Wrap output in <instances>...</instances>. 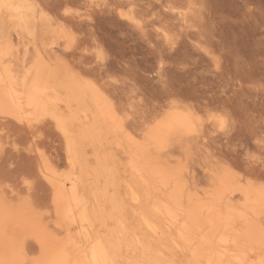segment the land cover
Returning <instances> with one entry per match:
<instances>
[{"label":"bare ground","instance_id":"bare-ground-1","mask_svg":"<svg viewBox=\"0 0 264 264\" xmlns=\"http://www.w3.org/2000/svg\"><path fill=\"white\" fill-rule=\"evenodd\" d=\"M168 2L0 0V264L264 262V181L211 147L225 117L179 99L136 112L113 78L138 60L124 38L159 76L176 57L167 22L189 29L195 9ZM16 157L31 161L17 185Z\"/></svg>","mask_w":264,"mask_h":264},{"label":"rangeland","instance_id":"rangeland-1","mask_svg":"<svg viewBox=\"0 0 264 264\" xmlns=\"http://www.w3.org/2000/svg\"><path fill=\"white\" fill-rule=\"evenodd\" d=\"M173 1L169 0L168 3L178 8L192 4L195 11L190 15L189 29L186 25L178 24L181 22L176 19L168 20L167 24H171L169 33L179 40L176 43L177 50L172 52L176 57L165 60L162 76L157 73L152 55L147 52L148 55L145 56L147 44L144 43L140 48L134 36L131 39L123 37L126 33L123 30L124 32L113 33L120 42L122 37L129 40V43L124 42L125 48L121 47L123 50L119 46V51L126 53L128 58L138 60H132L124 66L129 69L128 72H117L113 78L118 80V84H128L127 102L131 104L130 108L142 114L147 112L145 115L151 114L154 109L172 99L195 103L196 106L202 102L209 104V111L222 114L226 120L222 129L217 128L210 132L211 139L215 141L214 144L211 140V145H214L211 146L212 149L218 152L221 159L229 160L228 162L235 165L236 171L264 181V163H261L264 159V0ZM135 43L136 46L133 45ZM107 48L104 49V54L110 60L114 49ZM140 57H144L145 62ZM139 59L141 62L137 64ZM175 88L183 91V96L170 94L171 89ZM49 145L48 143L47 146ZM52 148L55 149V146ZM196 152L200 153L198 150ZM198 153L189 155L190 161L197 168L202 159L209 160ZM250 155L256 157L255 161L249 160ZM21 157L13 158L11 167L17 168L13 170L14 174L3 175L14 180V184L20 183L18 175L27 171L26 165L31 164V161ZM0 168V172L3 168L6 172L9 161L1 163ZM203 177L202 174L197 175L196 181L202 179L197 181L199 185L205 184L202 182ZM36 185L39 190L37 202L44 205L49 198L43 190V184Z\"/></svg>","mask_w":264,"mask_h":264},{"label":"snow or ice","instance_id":"snow-or-ice-1","mask_svg":"<svg viewBox=\"0 0 264 264\" xmlns=\"http://www.w3.org/2000/svg\"><path fill=\"white\" fill-rule=\"evenodd\" d=\"M67 14H69V13L66 11V15H67ZM255 159H256L255 156H253V155H250V156H249V160H250V161H255ZM261 163H264V159L261 160ZM262 264H264V262H262Z\"/></svg>","mask_w":264,"mask_h":264}]
</instances>
